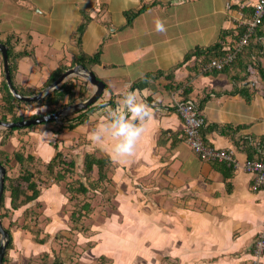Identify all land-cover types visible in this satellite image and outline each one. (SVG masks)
I'll use <instances>...</instances> for the list:
<instances>
[{"label": "crops", "instance_id": "0c3cea01", "mask_svg": "<svg viewBox=\"0 0 264 264\" xmlns=\"http://www.w3.org/2000/svg\"><path fill=\"white\" fill-rule=\"evenodd\" d=\"M256 1L0 0V40L16 35L19 42L13 53L29 52L13 60L11 79L22 91L40 89L55 67L79 52L71 34L82 11L93 16L82 33L81 46L88 54L99 50L100 63L90 70L105 85L102 104L88 111L86 122L59 133L48 124L7 136L0 128V143L7 137L2 149H19L22 138L25 154L42 162L54 156L55 143L59 149H71L76 164L86 151L108 158L112 183L107 188L114 208L105 207L108 211L100 224L92 222L97 207L89 215V234L94 237L88 239L93 240L88 258L98 262L105 257L103 264L250 263L264 222V189L253 190L252 175L241 168H232L225 177L214 161L193 153L184 141L176 104L185 99L195 103L205 116L203 130L209 145L232 149L239 163L252 147L264 157V81L252 70L254 63L264 68V24L242 60L226 71L192 72V61L183 63L186 53L197 47L218 42L222 50L228 49L236 32L234 17ZM141 5L146 9L127 22L125 12ZM158 19L165 30H157ZM246 59L254 62L252 67H246ZM157 71L170 78L146 77ZM2 78L0 55V84ZM128 85L153 106L154 116L136 153L116 160L110 142L93 145L89 132L105 114L103 101H118ZM87 89L90 94L93 88ZM242 90L250 93V100ZM70 197L64 182L42 186L30 204L40 205L39 219L48 240L34 242L29 231L10 230L11 246L3 264H29L30 257L49 253L52 237L66 233L71 224ZM4 202L8 208L7 191ZM21 210L11 211L18 216ZM261 260L264 264V256Z\"/></svg>", "mask_w": 264, "mask_h": 264}, {"label": "trees", "instance_id": "16d2710c", "mask_svg": "<svg viewBox=\"0 0 264 264\" xmlns=\"http://www.w3.org/2000/svg\"><path fill=\"white\" fill-rule=\"evenodd\" d=\"M146 5H141L139 8L134 10H128L125 12V16L127 19V22H130L135 16H137L139 13H141L144 9H146ZM243 14L245 16H249L252 13V8L243 9ZM93 16L90 15L88 12L82 11L81 15V21L77 25L76 29L71 34V40L75 44V46L78 48L79 52L74 55L69 61L65 63H60L57 67H55L49 74L48 78L44 82L42 87L47 86L51 82H53L65 69L76 65V64H82L84 67L91 69L94 64L100 63L99 58V50L93 54L86 53L81 46V36L82 33L87 25V22L92 18ZM262 24H264V16L262 18L261 24L256 29V32L251 36L249 39V42L244 45L240 52L237 53L235 60H233L231 63L227 64L220 70H211V71H204L203 73H216V72H223L226 71V69L232 65H234L236 62L240 61L242 55L248 50V48L252 45V42L256 39L258 30L261 28ZM239 32V30H238ZM239 37V34L235 32L234 34V40L230 47L228 49L222 50L220 43L211 44L207 47H197L195 49L189 50L183 60V63H188V61H192V66L190 67V71L192 72H200L199 66L203 63H206L210 61L213 58H218L224 53H226L227 50L233 49V46L236 44ZM254 41V42H255ZM0 42L7 45V52L9 57V67H10V73L12 75L13 71V60L15 56H23L29 54L28 51H23L18 53L17 55L13 53V48L15 45L19 42V37L13 34H9L5 40H0ZM1 55V54H0ZM250 57V56H249ZM242 60V59H241ZM1 63H2V57H1ZM246 67H250L254 62L250 61V59H246L244 61ZM252 67V66H251ZM254 69H252L254 72L259 74L261 81H264V68L261 67L259 64L255 65L254 63ZM164 76L165 78L169 79L170 76L168 73H165L164 71H157L155 74H147L146 77H152V76ZM12 78V76H11ZM12 80V79H11ZM13 83V82H12ZM87 81L81 77L77 76H71L67 80H65L62 85L55 89L53 92L48 94L46 97L41 99L40 101H37L38 109L42 106H45V112L42 110L40 113H34L30 116H25L23 114H17L15 111L14 102L24 103V104H30L32 102H25L23 100L15 98L12 93L10 92L6 81L4 79V75L0 84V92H2V100L4 103V112L0 116L1 119L7 120L8 118L11 121H18L26 118L35 117L44 113H50L58 109L59 107L63 105H68L75 103L76 101L83 100L86 98L89 94L87 91ZM14 86V85H13ZM15 87V86H14ZM41 87V88H42ZM19 92L25 94V95H32L37 93L40 89L36 90H29V91H22L19 90L17 87H15ZM243 97H245L246 100H250V93L246 90H242L240 92ZM264 97V91L262 93ZM102 95L99 97V99L92 104L91 106L87 107L86 109L80 110L78 112H75L70 117H64L61 119L62 122L59 124H56L58 131L59 129L68 128L72 129L75 126L79 124H83L88 119V111L97 106L98 104H102L101 101ZM108 103L112 106H115L117 101H114L112 98L108 100ZM42 112V113H41ZM7 115H10L8 117ZM56 123L54 121H49ZM46 123V122H45ZM35 125H29L21 128L13 127L11 129H6V132H13L14 130H21L23 128H31L36 126ZM183 133V131H182ZM201 134L203 135L204 140L205 133L203 128L201 129ZM6 139L1 140V145L5 144ZM207 142V141H206ZM55 154L54 156L47 162H44L45 169L47 170L46 174L48 177H53V182L60 183L63 180L73 179L75 175H77L76 171V160L75 158L72 159H65L64 154L62 153L61 149H59L58 145L55 143ZM257 148V147H256ZM255 147L250 148L248 158H258L263 159L264 157L260 154V152L257 151ZM36 158L31 154H25L23 150H14L11 154H7L3 150L0 149V163L3 165L10 167V161L13 160L14 164L20 165V170L17 175L15 176H9V174L6 171L5 174V182H4V190L1 196L0 201V208H4L7 211L8 210H19L23 206L30 205L33 200H35L38 195L40 194V189L42 186H44V183L42 184V180L39 179L36 180V174L39 173V170L35 168V160ZM215 160V167L222 171L223 175L225 177H228L229 174H231V171L233 170L232 166L230 164H227L226 161H218ZM83 163V171L84 174L87 175L88 173L92 172L94 169L97 170L98 173V179L103 180L107 177V171L110 169V161L107 157L97 154L96 152H86L83 155L82 158ZM67 191L70 194V200L74 203H76L77 194H86L89 192L90 189H94V185L91 183L85 184L84 182L74 179L73 181L68 184H66ZM6 191L9 193L10 197V205L8 208L5 207V193ZM75 208V207H73ZM91 204L88 201H84L77 210H73L70 212L69 218L71 221H73L75 224L78 222L80 217L87 215L91 211ZM2 217V215H0ZM77 229V225H75ZM8 230V229H7ZM9 231V230H8ZM10 233V232H9ZM46 239L48 236H45ZM46 239H40L37 240L39 243H45ZM11 246V236L9 237V243L7 245V249ZM101 262L98 264L106 263V258L101 257ZM3 261H5V256L3 258ZM2 261V262H3ZM42 264H49L47 262H43ZM52 264H60V262L55 261Z\"/></svg>", "mask_w": 264, "mask_h": 264}, {"label": "rangeland", "instance_id": "374dc122", "mask_svg": "<svg viewBox=\"0 0 264 264\" xmlns=\"http://www.w3.org/2000/svg\"><path fill=\"white\" fill-rule=\"evenodd\" d=\"M88 85L90 84L88 83ZM2 94L3 93L1 92L0 116L3 114L5 110L4 103L2 100ZM14 106H15V111L17 114H23L25 116H30L34 113H40L41 110L45 112V109H46L45 106H42L40 108L41 110H39L37 101L32 102L30 104L14 102ZM73 114H70L66 117H70ZM7 116L10 117V115H7ZM7 120H10V119L8 118ZM45 124L54 125L57 129L56 124H59V123L56 122L53 124L52 122L51 123L48 122V123L39 124V125H45ZM31 128H34V127H31ZM31 128H23L20 131H27V129H31ZM61 130L62 129H59L58 131L55 130V131L59 133ZM3 131H6V130L3 129ZM8 133L9 132H6V136L8 135ZM6 138L7 137H4L3 139H6ZM25 145H26L25 140L21 138V145L18 148L19 150H23L24 153H26L25 152L26 149L24 148ZM0 149L6 152L7 154H11L13 152V151L12 152L5 151L1 147ZM61 151L64 154L65 159L74 158L73 157L74 152L71 149L64 148V149H61ZM86 152H83L82 155H84V153ZM77 158L79 157L77 156ZM35 160H38V161H35L34 163L35 168L39 170V173L36 174V180L38 181L39 179H41L43 181L42 184L44 183V186H47L49 183L53 182V177H48L46 174H44L47 171L45 169L44 162H42L39 158H36ZM76 165H77L76 166L77 175H75L73 179L68 178L67 180H63L61 182H64L65 184L69 185L71 180L73 181L74 179H78L84 182L85 184H88V183L93 184L94 189H90L88 193L86 194L78 193L77 194V198H76L77 200H76L75 206H74V203L71 202L72 208H70L71 211L72 209L77 210L78 207L84 201H88L92 206L91 211L87 215L80 217V219L78 220L76 224L73 221H71V224L69 225L68 230H66L67 231L66 233L64 234L58 233L54 237H52L50 241L51 251L49 253L41 252L38 255L36 254L35 256L30 257L29 264H42L43 262L52 264L55 261L60 262V264H98L101 262V259H99L97 262L92 258H88L87 249L89 248V246L92 245V242H93V240L89 242L88 239H90V237L93 236L89 234L91 232L90 231L91 223L93 222L95 224V222H97V224H100L102 222V217L106 215L108 211L105 208L106 206L109 207V210L110 209L113 210L114 208V204L111 200V192L107 188L109 184L112 183V180L109 179L110 176H109L108 171H107L106 179H103V180L98 179V173L96 169H94L92 172L85 175L83 171L82 160H81V163L77 161ZM5 167H6V171L9 174V176L17 175L20 170V165L14 164L13 160L10 161V167H7V166ZM96 207L98 209V212L94 213L93 217L95 220L91 222L92 218H90L89 215L96 209ZM39 208H40V205L38 203H32L30 205L28 204L27 206H23L20 208L24 210H21L23 214L18 215V216H14V212L11 210L7 211L4 208H0V215H2V217L0 216V218L2 220L4 227L8 229L9 231L10 230H21L24 233H25V230L29 231L31 235L30 237L32 238V240L34 242H37V240H40L42 238L46 239L45 235L43 234V230L41 226L42 220L39 219L41 215V213L38 211ZM75 225H77V229L75 228L76 227ZM46 240H48V237ZM92 260L95 263L94 262L91 263L90 261Z\"/></svg>", "mask_w": 264, "mask_h": 264}, {"label": "built area", "instance_id": "2783aa9c", "mask_svg": "<svg viewBox=\"0 0 264 264\" xmlns=\"http://www.w3.org/2000/svg\"><path fill=\"white\" fill-rule=\"evenodd\" d=\"M231 8V4L227 3V9ZM240 8H243L240 6ZM238 16L234 17V28L239 34L233 49L227 50L226 53L218 58L199 66L200 73L204 71L220 70L227 64L235 60L238 52L249 42L251 36L262 22L264 16V0H257L252 5V13L245 16L238 11ZM239 30V32H238ZM176 110L183 121V137L184 141L189 145L193 153L200 159L205 161H226L233 168H241L245 172L252 175V189H264V160L258 158H246L239 163L233 155L230 148H216L209 145L201 134V129L206 125V119L199 108L190 99H185L176 104ZM264 256V222L263 227L259 231L257 238L252 247V259L249 264H263Z\"/></svg>", "mask_w": 264, "mask_h": 264}, {"label": "clouds", "instance_id": "9594fccd", "mask_svg": "<svg viewBox=\"0 0 264 264\" xmlns=\"http://www.w3.org/2000/svg\"><path fill=\"white\" fill-rule=\"evenodd\" d=\"M156 28L165 30L164 22L158 19ZM103 106L105 114L89 132L90 141L96 146L110 142L111 153L116 160L132 157L153 119V106L131 85L127 86L115 106L107 99L103 101Z\"/></svg>", "mask_w": 264, "mask_h": 264}, {"label": "water", "instance_id": "95a60500", "mask_svg": "<svg viewBox=\"0 0 264 264\" xmlns=\"http://www.w3.org/2000/svg\"><path fill=\"white\" fill-rule=\"evenodd\" d=\"M7 45L0 42V54L2 57V66H3V75L6 81V84L12 93V95L20 100L25 102H36L40 101L48 94L53 92L55 89L59 88L62 83L67 80L71 76H79L85 79L91 86L92 91L91 93L84 98L83 100L77 101L72 104L63 105L50 113H44L35 117L26 118L18 121H11V120H1L0 119V128L1 129H11L13 127L21 128L29 125L41 124L49 121H54L60 123L61 119L78 112L80 110L86 109L87 107L94 104L99 97L102 95L105 85L103 81L96 77L94 72L82 64L73 65L67 69H65L53 82L42 88L35 94L32 95H25L19 92L12 83L11 80V73L9 67V57L7 52ZM5 174H6V167L2 163H0V201L1 196L4 190V182H5ZM9 231L4 227L2 220L0 218V264H3V258L5 256L7 245L9 243Z\"/></svg>", "mask_w": 264, "mask_h": 264}, {"label": "flooded vegetation", "instance_id": "af4514ba", "mask_svg": "<svg viewBox=\"0 0 264 264\" xmlns=\"http://www.w3.org/2000/svg\"><path fill=\"white\" fill-rule=\"evenodd\" d=\"M61 121V120H60ZM62 122V121H61Z\"/></svg>", "mask_w": 264, "mask_h": 264}]
</instances>
